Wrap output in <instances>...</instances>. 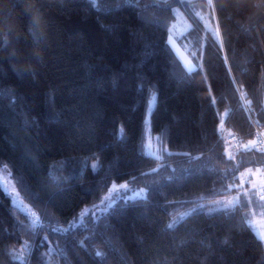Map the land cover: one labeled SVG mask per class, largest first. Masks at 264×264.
Listing matches in <instances>:
<instances>
[{"label": "trees", "instance_id": "16d2710c", "mask_svg": "<svg viewBox=\"0 0 264 264\" xmlns=\"http://www.w3.org/2000/svg\"><path fill=\"white\" fill-rule=\"evenodd\" d=\"M178 6L192 71L169 43ZM256 122L264 0H0V264H264L257 193L211 209L264 168ZM124 182L147 195L72 224Z\"/></svg>", "mask_w": 264, "mask_h": 264}, {"label": "rangeland", "instance_id": "374dc122", "mask_svg": "<svg viewBox=\"0 0 264 264\" xmlns=\"http://www.w3.org/2000/svg\"><path fill=\"white\" fill-rule=\"evenodd\" d=\"M209 4V3H208ZM175 12L177 15L176 21L172 24L170 28V35H169V43L174 49V51L178 54V56L181 58L183 63L188 69H197L199 67H203V49L200 52L201 49H193L192 53L188 51L187 43H182L180 38L183 36V34L191 27L192 20L188 13L183 9L181 6H178L175 8ZM200 16V19L204 22V29L206 31H210L212 35H217V26L215 25V22H213V19L211 17V12L208 10L205 13H198ZM155 104V98L151 101V107L150 110L153 108ZM149 121V116H148ZM225 130V127H224ZM236 146H239L236 144V142H233ZM148 151L159 155V142L157 139L150 135L148 139ZM259 171L251 172V178L257 185L264 184V168H257ZM0 173L3 174L4 179H6V183L9 189L13 190L14 185L12 183L11 177L8 175V173L5 170H1ZM255 173V175H254ZM250 173L249 171L243 174L242 176V183L245 184V181L249 179ZM254 176V177H253ZM127 184V188L121 187V185ZM115 185V187H113ZM108 193L107 196H113V193H116V197H112L108 200V197L106 196L103 200L100 202L86 206L81 213L72 219V224H78L80 222L84 221L86 213H88L91 209L93 211H96V213H100L112 204L116 203L120 198H124L125 200L133 199L136 197H144L147 195V188H136L131 189L130 185L127 182L124 183H114ZM246 187L245 189H247ZM246 191V190H245ZM243 192H237L222 198H218L211 202V209H220V208H227L234 206L238 202H241L244 198V195H241ZM187 214V213H185ZM252 225L254 226L255 230L264 239V215H258L254 212V217L251 220Z\"/></svg>", "mask_w": 264, "mask_h": 264}, {"label": "snow or ice", "instance_id": "6c2138e0", "mask_svg": "<svg viewBox=\"0 0 264 264\" xmlns=\"http://www.w3.org/2000/svg\"><path fill=\"white\" fill-rule=\"evenodd\" d=\"M189 70L190 71L194 70V66H193V69H189ZM259 143H260V141H258V140H255V139L250 140L248 142V144L245 146V151H249V150H251V151H259V149L256 147V145L259 144ZM228 159H232V156H231L230 153L228 154ZM257 171H259V169H257ZM249 173H250L249 179L247 181H245V183L249 184L250 187L247 188L244 193H241V195L248 194L250 196L252 193H256V191H257V185L255 184V182L251 178V169H249ZM113 187H115V185H113ZM121 187L127 188V184L121 185ZM240 187H244V184H241ZM259 188L264 189V184L259 185ZM232 190L235 191L236 188L233 187ZM260 199L264 200V194H262L260 196ZM52 231L55 232L56 229H52Z\"/></svg>", "mask_w": 264, "mask_h": 264}, {"label": "built area", "instance_id": "2783aa9c", "mask_svg": "<svg viewBox=\"0 0 264 264\" xmlns=\"http://www.w3.org/2000/svg\"><path fill=\"white\" fill-rule=\"evenodd\" d=\"M253 139L260 141V143L257 144L256 147L259 150L264 151V125L257 122L255 123V137ZM257 194L260 197L262 194H264V189L260 188L257 191Z\"/></svg>", "mask_w": 264, "mask_h": 264}, {"label": "crops", "instance_id": "0c3cea01", "mask_svg": "<svg viewBox=\"0 0 264 264\" xmlns=\"http://www.w3.org/2000/svg\"><path fill=\"white\" fill-rule=\"evenodd\" d=\"M255 175V173H254ZM254 177V176H253ZM258 188H259V185L257 187V191H258ZM256 191V193H257ZM246 198L248 199V201H251V204H252V200L253 198L255 199V195L252 193L250 196H246ZM254 212L255 214L257 213L258 215H264V200H262V204L259 203L258 206H255V208L253 207V211H252V215H251V218H250V221L252 220V218L254 217ZM257 232V231H256ZM258 234V233H257ZM264 235V234H263ZM259 236V234H258ZM260 238H262L261 236H259ZM263 239V238H262ZM264 240V239H263Z\"/></svg>", "mask_w": 264, "mask_h": 264}]
</instances>
